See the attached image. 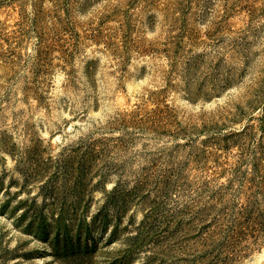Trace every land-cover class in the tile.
Segmentation results:
<instances>
[{"label":"rangeland","instance_id":"374dc122","mask_svg":"<svg viewBox=\"0 0 264 264\" xmlns=\"http://www.w3.org/2000/svg\"><path fill=\"white\" fill-rule=\"evenodd\" d=\"M192 254L264 264V0H0V264Z\"/></svg>","mask_w":264,"mask_h":264},{"label":"trees","instance_id":"16d2710c","mask_svg":"<svg viewBox=\"0 0 264 264\" xmlns=\"http://www.w3.org/2000/svg\"><path fill=\"white\" fill-rule=\"evenodd\" d=\"M182 212H184L183 210H179L178 209V212L177 213H175V214H172V218L174 219L173 221H176L177 219H178V216H177V214H182ZM174 215V216H173ZM189 226V225H188ZM192 229V228H191ZM201 230V229H200ZM199 230V231H200ZM200 233H201V231H200ZM184 239H186V237H183ZM202 246H204V244L202 245ZM200 253H201V257H207L208 255H209V253L210 252H208V251H203V249L202 250H198ZM199 254H192V260H191V263L192 264H196V257L198 256ZM219 256V255H218ZM214 258H216V257H214ZM221 262H222V260H221ZM201 263V262H200Z\"/></svg>","mask_w":264,"mask_h":264}]
</instances>
